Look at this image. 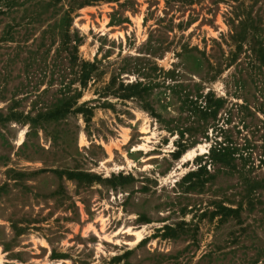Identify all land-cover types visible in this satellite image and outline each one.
<instances>
[{
  "label": "rangeland",
  "instance_id": "rangeland-1",
  "mask_svg": "<svg viewBox=\"0 0 264 264\" xmlns=\"http://www.w3.org/2000/svg\"><path fill=\"white\" fill-rule=\"evenodd\" d=\"M0 9V264H264V0Z\"/></svg>",
  "mask_w": 264,
  "mask_h": 264
},
{
  "label": "bare ground",
  "instance_id": "bare-ground-1",
  "mask_svg": "<svg viewBox=\"0 0 264 264\" xmlns=\"http://www.w3.org/2000/svg\"><path fill=\"white\" fill-rule=\"evenodd\" d=\"M142 131H143V133H145L146 132V129L145 128H142ZM22 138V137H21ZM148 140H149V138H146L145 137V141L146 142H148ZM146 142H145V144H143V145H141V149L143 148V149H146L147 150V146H146ZM139 148V149H140ZM199 148V147H198ZM200 148H202V150H203V147H200ZM189 151V150H188ZM195 155H196V153H195V151H194V149H193V151H191V152H189V153H187L185 156H184V158H183V156H182V158L184 159V160H191V159H193L194 157H195ZM182 160V159H181ZM181 162V161H180ZM182 162H183V160H182ZM126 234H129V235H133V236H135V242L136 243H139L141 240H142V235L139 233V232H131V229H128L126 232H125Z\"/></svg>",
  "mask_w": 264,
  "mask_h": 264
},
{
  "label": "trees",
  "instance_id": "trees-1",
  "mask_svg": "<svg viewBox=\"0 0 264 264\" xmlns=\"http://www.w3.org/2000/svg\"><path fill=\"white\" fill-rule=\"evenodd\" d=\"M0 3H3V4H5V5H9L10 4V0H0ZM0 13H4V12H2L1 11V9H0ZM141 84H140V82L138 83H136L135 85H132V87H134V86H140ZM220 148H218L217 149V147H215L214 148V151H212V154H215V153H222V152H225L224 151V148H222V146L221 145H218ZM200 172V171H199ZM193 174L194 173H190V174H188L186 177H185V179H187V178H190L191 176H193ZM224 211H229V212H233L234 210H232V209H230V208H222Z\"/></svg>",
  "mask_w": 264,
  "mask_h": 264
}]
</instances>
